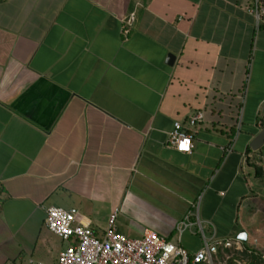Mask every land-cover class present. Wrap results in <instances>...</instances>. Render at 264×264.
<instances>
[{
	"label": "crops",
	"instance_id": "crops-1",
	"mask_svg": "<svg viewBox=\"0 0 264 264\" xmlns=\"http://www.w3.org/2000/svg\"><path fill=\"white\" fill-rule=\"evenodd\" d=\"M251 3L0 0V264L57 262L50 206L100 235L117 211L119 233L151 229L191 253L203 235H249L264 196ZM176 121L191 153L170 144Z\"/></svg>",
	"mask_w": 264,
	"mask_h": 264
},
{
	"label": "built area",
	"instance_id": "built-area-1",
	"mask_svg": "<svg viewBox=\"0 0 264 264\" xmlns=\"http://www.w3.org/2000/svg\"><path fill=\"white\" fill-rule=\"evenodd\" d=\"M249 11L260 19L264 15V0H252ZM133 19V16H132ZM197 112L188 119L191 126L203 120ZM189 142L188 150L179 149L182 141ZM170 144L180 153H191L193 138L180 121L174 123ZM117 211L111 214L108 227L98 234L84 222L77 209L50 206L46 209L45 226L54 235L67 240L69 245L58 255L55 264H215L220 252H243L244 243L236 238L208 239L203 235L202 247L189 252L156 231L146 229L140 237H129L116 229ZM249 252H252L251 249ZM264 259V253L261 255ZM27 264H50L30 260ZM238 264H247V261Z\"/></svg>",
	"mask_w": 264,
	"mask_h": 264
},
{
	"label": "rangeland",
	"instance_id": "rangeland-1",
	"mask_svg": "<svg viewBox=\"0 0 264 264\" xmlns=\"http://www.w3.org/2000/svg\"><path fill=\"white\" fill-rule=\"evenodd\" d=\"M262 151L264 152V146L262 147ZM262 164L264 165V154L262 157ZM264 195V193H263ZM262 200V202H261ZM261 200H257L258 203L260 201V204L262 205L259 207H255L251 209L250 214L252 216V219L248 222L252 224L251 228H248L250 233L248 235V243L247 247L250 249L257 250L259 253H264V196L261 197ZM258 229V230H257ZM207 231V229H205ZM209 236L207 235V238ZM55 240V249H60L67 247L69 245V242L67 240H64L60 237H53ZM176 242V241H175ZM202 247V246H201ZM242 261H248V258L241 253H238L236 251L226 252L223 259L220 257L216 259L215 264H238Z\"/></svg>",
	"mask_w": 264,
	"mask_h": 264
},
{
	"label": "water",
	"instance_id": "water-1",
	"mask_svg": "<svg viewBox=\"0 0 264 264\" xmlns=\"http://www.w3.org/2000/svg\"><path fill=\"white\" fill-rule=\"evenodd\" d=\"M175 60V56L170 54L168 56V63L172 64ZM264 146V128L256 135V137L251 141L250 143V147L253 150H258L261 147ZM236 239L242 241L243 243H247L248 242V235L244 230H241L237 236Z\"/></svg>",
	"mask_w": 264,
	"mask_h": 264
},
{
	"label": "trees",
	"instance_id": "trees-1",
	"mask_svg": "<svg viewBox=\"0 0 264 264\" xmlns=\"http://www.w3.org/2000/svg\"><path fill=\"white\" fill-rule=\"evenodd\" d=\"M244 251L242 254L248 258L247 264H264V259L262 258V254L257 250L251 249L252 252H249L250 248L247 247V243H244ZM226 252H231L230 250H226L225 252H220L219 257L221 259L224 258ZM241 253V252H238Z\"/></svg>",
	"mask_w": 264,
	"mask_h": 264
},
{
	"label": "clouds",
	"instance_id": "clouds-1",
	"mask_svg": "<svg viewBox=\"0 0 264 264\" xmlns=\"http://www.w3.org/2000/svg\"><path fill=\"white\" fill-rule=\"evenodd\" d=\"M188 145H189V142L187 140H184L180 143L179 149L186 151V150H188Z\"/></svg>",
	"mask_w": 264,
	"mask_h": 264
}]
</instances>
